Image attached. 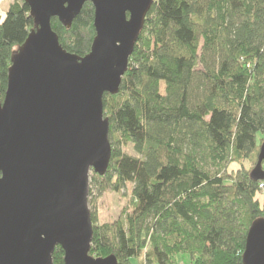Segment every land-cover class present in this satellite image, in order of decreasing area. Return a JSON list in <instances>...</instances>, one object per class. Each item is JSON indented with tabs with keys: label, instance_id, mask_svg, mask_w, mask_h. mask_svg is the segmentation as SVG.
Instances as JSON below:
<instances>
[{
	"label": "trees",
	"instance_id": "16d2710c",
	"mask_svg": "<svg viewBox=\"0 0 264 264\" xmlns=\"http://www.w3.org/2000/svg\"><path fill=\"white\" fill-rule=\"evenodd\" d=\"M93 15L86 3L70 29L51 20L66 52L89 53ZM33 27L24 0L0 18L1 100ZM103 113L111 157L105 175L91 174L89 197L131 192L115 221L100 225L91 213L89 256L242 264L248 228L264 218L255 198L264 182L249 178L264 142V0H154ZM63 256L56 247L52 263Z\"/></svg>",
	"mask_w": 264,
	"mask_h": 264
},
{
	"label": "water",
	"instance_id": "95a60500",
	"mask_svg": "<svg viewBox=\"0 0 264 264\" xmlns=\"http://www.w3.org/2000/svg\"><path fill=\"white\" fill-rule=\"evenodd\" d=\"M34 27L11 56L0 99V264H118L89 256L90 176L110 157L105 94L116 95L154 0H24ZM94 9L89 53L66 52L51 27L66 29ZM264 142L249 174L264 182ZM242 264H264V218L248 228Z\"/></svg>",
	"mask_w": 264,
	"mask_h": 264
},
{
	"label": "rangeland",
	"instance_id": "374dc122",
	"mask_svg": "<svg viewBox=\"0 0 264 264\" xmlns=\"http://www.w3.org/2000/svg\"><path fill=\"white\" fill-rule=\"evenodd\" d=\"M9 6V0L0 2V14L6 13ZM259 137L261 135L259 134ZM258 137V138H259ZM128 154H133L131 148L125 149ZM264 169V165H263ZM230 171L238 170L236 164L231 165ZM131 186L128 185L121 192L118 193H104L102 196L96 198V193H93L91 197H88V208L90 213L96 215L98 224H106L115 221L121 211L128 206L130 200ZM261 208L264 210V198H258ZM132 264H140V259H133ZM179 264H189L187 259L182 258Z\"/></svg>",
	"mask_w": 264,
	"mask_h": 264
},
{
	"label": "clouds",
	"instance_id": "9594fccd",
	"mask_svg": "<svg viewBox=\"0 0 264 264\" xmlns=\"http://www.w3.org/2000/svg\"><path fill=\"white\" fill-rule=\"evenodd\" d=\"M261 188H264V184H261ZM255 198H264V193L257 192Z\"/></svg>",
	"mask_w": 264,
	"mask_h": 264
},
{
	"label": "crops",
	"instance_id": "0c3cea01",
	"mask_svg": "<svg viewBox=\"0 0 264 264\" xmlns=\"http://www.w3.org/2000/svg\"><path fill=\"white\" fill-rule=\"evenodd\" d=\"M1 1H4V0H0ZM13 2V0H9V5ZM9 7V6H8ZM1 13V12H0ZM6 13H3V14H0V18L3 19L4 16H5Z\"/></svg>",
	"mask_w": 264,
	"mask_h": 264
},
{
	"label": "built area",
	"instance_id": "2783aa9c",
	"mask_svg": "<svg viewBox=\"0 0 264 264\" xmlns=\"http://www.w3.org/2000/svg\"><path fill=\"white\" fill-rule=\"evenodd\" d=\"M261 184H263V183H260L258 185V192L264 193V188H261Z\"/></svg>",
	"mask_w": 264,
	"mask_h": 264
}]
</instances>
